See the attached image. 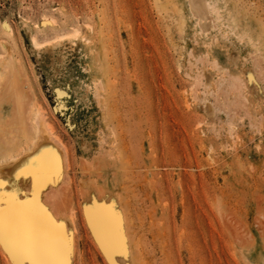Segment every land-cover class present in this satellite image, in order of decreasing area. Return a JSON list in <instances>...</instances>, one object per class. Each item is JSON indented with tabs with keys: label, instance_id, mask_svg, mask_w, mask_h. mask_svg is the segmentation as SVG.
<instances>
[{
	"label": "rangeland",
	"instance_id": "rangeland-1",
	"mask_svg": "<svg viewBox=\"0 0 264 264\" xmlns=\"http://www.w3.org/2000/svg\"><path fill=\"white\" fill-rule=\"evenodd\" d=\"M1 37L15 49L1 139L19 77L26 116L68 148L47 203L72 264H111L93 198L120 210L125 264H264V0H0ZM0 264H13L2 246Z\"/></svg>",
	"mask_w": 264,
	"mask_h": 264
},
{
	"label": "bare ground",
	"instance_id": "bare-ground-1",
	"mask_svg": "<svg viewBox=\"0 0 264 264\" xmlns=\"http://www.w3.org/2000/svg\"><path fill=\"white\" fill-rule=\"evenodd\" d=\"M53 19H55V18H53ZM53 22H55V20H53ZM52 24H57V23H52ZM2 28L5 32H8L10 36H13V29L9 24H4ZM73 29L74 30L72 32H70V34H69V32L66 34L67 35L69 34L72 36V35H78L80 33V29L78 27L73 25ZM60 36L63 37V36H65V34L64 33L60 34ZM55 38H59V36H56ZM53 39H54V37L46 39L44 41H41L37 36H34L33 37V45L35 47L44 46L45 44H48L49 42L51 43V41L53 42L54 41ZM0 45L5 51L4 54L8 55V57L4 55L5 59L0 58V70L1 69H7V71L9 70V73H10V71L15 69L14 68V61H13L14 56L12 57V55H13L12 53L13 52L15 53L14 45L11 44V42L8 39L2 38V37L0 38ZM59 46H60V44L56 43V44H53L52 47L56 49ZM1 55H3V53ZM16 70H17V67H16ZM11 73L13 74V71ZM12 74H11V77L15 76V74L14 75H12ZM16 75L18 76V74H16ZM0 78H2V77H0ZM12 79H13L11 82L12 84H10L11 88H12L11 95L15 101V109H16L17 118H14V119H17V121L13 119L16 122L15 123L16 125L14 124L15 125L14 130L16 129L15 130L16 132L14 133V135L7 137V138H4V139H1L2 135L7 130L2 131V133H1L2 135L0 134L1 135V137H0V180L5 181V185H4V188L2 190L4 192H11L14 189H19V198L20 199L31 198V192H32L31 179L25 178L23 176L20 177L19 179H16L15 173L20 168L24 167L35 155H39L40 153H45L49 157L54 156L55 161L58 165V174L51 176L49 178L47 184L45 186L41 187L40 192L38 193V197H39L40 203L43 204L47 208V210L50 213V215L52 216V218L58 224H61V223L63 224L64 231H66L68 237L71 240V245H72V238L70 237L71 231H69L68 221L65 218H63L62 216H57L55 214V212L51 209L50 205L47 203V196H49V194L54 192L55 190L56 191L59 190V188L62 186L61 184L65 180V175L68 174V173H66V169H68L67 168L68 164L65 165V163H64V161L67 160V158L65 156H67L66 153H67L68 148L64 145L62 139H60V137H57L56 133L54 132L55 131L54 125H53V127H51V123H49L50 121H48L44 116H42V117L39 116L38 111L33 110L32 113H30L29 117L26 116V114H28V111H27V113H25L26 108L23 107L22 99L24 97V92L26 90H28L29 87L27 86L28 88L24 91L20 85V83L22 84V80L19 83L18 82L19 77H18V80L16 78H13V77H12ZM1 82L2 81H0V83ZM2 86H3V84H2ZM5 87H6V85H5ZM0 89H1V86H0ZM3 89H4V86H3ZM7 92H8V90H7ZM27 92L28 91H26V93ZM5 95H8V94L6 93ZM1 98H2V96H1ZM7 98H8V96H7ZM13 98L9 97V99H13ZM29 98L31 99V96ZM25 101H27V100H25ZM1 102H3V100ZM24 105H26V104L24 103ZM28 106H29V104H28ZM35 106L37 107V105H35ZM26 107H27V105H26ZM12 109L14 111L13 107H12ZM1 115H3V114L1 113ZM9 117H12V116H9ZM13 117H16V116H13ZM12 118H10L11 123L8 121L9 126H11V124H13L12 120H11ZM4 121H6V120H4ZM1 122L3 123V121L0 120V124H2ZM6 123H7V121H6ZM2 125H5V127H6V124L3 123ZM2 125H0V126H2ZM8 125H7L6 129H8V127H9ZM10 130H12V129H10ZM8 132H9V130H8ZM10 132L12 133V131H10ZM5 134L7 136L8 133L6 132ZM8 136H9V134H8ZM2 150H4V152H1ZM67 176L68 175H66V177ZM91 199H89V200H91ZM86 209H88V210H97V209L103 210V212L107 215L108 232L106 234L104 229L101 227L99 221L97 220L96 216L93 214L92 219L90 221L89 213L86 212V210H85L87 221H88L92 231L94 232V235H95L98 243L101 245V240H104L105 245L109 249V252H106L105 249L101 246L102 249L104 250L105 254L110 258V252H111L112 248L116 247V249H117L116 257L121 258V261H119V262H121V264L122 263L125 264L127 259H128L125 241H126V238H128V237H127V233L122 228V222H121V218H120V210H118L113 205V203L111 201L106 200V201L97 202L94 198L90 201V203L88 204ZM94 226H95V230H94ZM3 249H4L8 259H10L13 263L11 255L8 253V251L4 247H3ZM74 250H75V248H74ZM71 253H73V252H71ZM71 258H73V254L71 257H69L70 260H71ZM112 258L115 259L114 256H112ZM72 263H74V261H71V264Z\"/></svg>",
	"mask_w": 264,
	"mask_h": 264
},
{
	"label": "snow or ice",
	"instance_id": "snow-or-ice-1",
	"mask_svg": "<svg viewBox=\"0 0 264 264\" xmlns=\"http://www.w3.org/2000/svg\"><path fill=\"white\" fill-rule=\"evenodd\" d=\"M57 174L55 157L40 153L15 173L16 179L22 176L31 179V198L20 199L19 189L4 192L5 181L0 180V246L11 255L13 264H71V240L63 224L52 218L38 197L41 187ZM86 212L90 221L93 214L96 216L107 234L108 218L103 210L86 209ZM101 246L109 252L104 240ZM116 254L113 247L111 264H116L111 259Z\"/></svg>",
	"mask_w": 264,
	"mask_h": 264
}]
</instances>
